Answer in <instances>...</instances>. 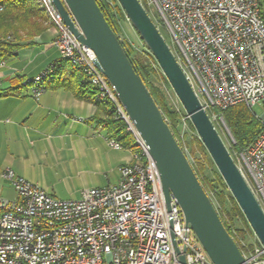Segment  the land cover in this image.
I'll use <instances>...</instances> for the list:
<instances>
[{
  "label": "built area",
  "instance_id": "built-area-1",
  "mask_svg": "<svg viewBox=\"0 0 264 264\" xmlns=\"http://www.w3.org/2000/svg\"><path fill=\"white\" fill-rule=\"evenodd\" d=\"M139 1L162 18L171 37L167 44L213 124L224 123L222 113L241 104L263 123L249 147L230 153L264 211V118L253 111L257 104L264 108V0ZM37 4L55 29L53 45L60 59L84 75L94 103L126 124L139 150L128 149L133 162L120 167L117 183L89 189L80 200L57 199L6 169L2 177L13 185L17 199L0 198V264H182V255L185 264H214L174 198L168 210L156 162L115 87L97 67L95 53L73 34L53 0ZM139 52L153 57L144 42ZM154 67L162 71L157 61ZM54 68L50 63L24 80L25 87L33 85L29 91L35 100ZM183 118L190 121L187 114ZM108 144L126 149L113 138ZM243 255L248 264H264L260 242Z\"/></svg>",
  "mask_w": 264,
  "mask_h": 264
},
{
  "label": "water",
  "instance_id": "water-1",
  "mask_svg": "<svg viewBox=\"0 0 264 264\" xmlns=\"http://www.w3.org/2000/svg\"><path fill=\"white\" fill-rule=\"evenodd\" d=\"M53 1L77 39L95 53L97 67L115 87L120 102L147 145L161 176L168 210L174 198L185 222L191 226L214 264H248L98 0ZM117 1L157 61L199 139L264 247V211L170 47L139 0ZM172 241L179 251L173 235ZM180 259L185 264L183 255Z\"/></svg>",
  "mask_w": 264,
  "mask_h": 264
},
{
  "label": "crops",
  "instance_id": "crops-1",
  "mask_svg": "<svg viewBox=\"0 0 264 264\" xmlns=\"http://www.w3.org/2000/svg\"><path fill=\"white\" fill-rule=\"evenodd\" d=\"M54 35L49 24L34 45L0 64V198L6 200L17 199L2 177L6 169L54 196L58 179L64 178V185L78 178L90 189L105 187L117 183L120 167L133 162L131 151L109 146V134L96 119L102 108L92 95L47 88L35 100L28 88L17 89L59 59Z\"/></svg>",
  "mask_w": 264,
  "mask_h": 264
},
{
  "label": "trees",
  "instance_id": "trees-1",
  "mask_svg": "<svg viewBox=\"0 0 264 264\" xmlns=\"http://www.w3.org/2000/svg\"><path fill=\"white\" fill-rule=\"evenodd\" d=\"M114 1H116L114 6L109 4V0H98V3L110 26L116 33H119V21L124 19L125 16L117 0ZM0 7H2V10H0V64H2L16 56L22 49L34 45L35 38L44 33L49 24L46 15L38 6L37 0H0ZM122 44L127 49L133 66L140 73L151 91L176 139L179 140L180 135L176 134L174 128L179 122V113L172 111L168 107L162 91L149 82V79L154 76H161L164 82L168 83L167 79L160 70L154 67L156 61L152 56L138 52L134 53L133 49L123 41ZM51 63H54L57 68L48 73V79L44 82V90L47 88H66L72 90L78 96L81 94H93V91L86 87L87 83L84 75L70 63L60 58ZM68 75L70 76L68 77ZM23 82L24 80L20 82V86L17 89L25 87ZM98 106L102 108V115H97L96 119L107 130L109 138L116 139L126 149L138 151V145L133 135L126 130V124L122 120H117L113 112L107 107ZM222 115L235 141L233 142L232 151H241L249 147L263 129L261 120L257 119L244 104L231 107L224 111ZM188 123L195 130L191 121L188 120ZM180 145L182 148L184 147L181 143ZM196 154L201 157L197 159V164H192V166L210 198L211 196L213 197L211 199H214L212 201L224 225L242 252H245L248 248L253 249V245L242 246L240 241L244 239L245 231L235 228V221L239 220L243 224H249L218 169H216L217 167L215 168V164L205 146L199 137L194 135L191 139V155L195 156Z\"/></svg>",
  "mask_w": 264,
  "mask_h": 264
},
{
  "label": "rangeland",
  "instance_id": "rangeland-1",
  "mask_svg": "<svg viewBox=\"0 0 264 264\" xmlns=\"http://www.w3.org/2000/svg\"><path fill=\"white\" fill-rule=\"evenodd\" d=\"M148 14L152 18V20L156 23L158 28L160 29V32L165 39V41L168 44H171V37L169 33L167 32L164 22L162 18L159 16L157 11L154 7H148L147 8ZM119 36L121 40L129 47H131L135 52L140 53L139 51H143V42L137 33V31L134 29L132 24L126 19H121L119 21ZM60 58V57H59ZM162 73V71H161ZM164 76V74L162 73ZM149 82L152 83L154 86L158 87L163 95L165 96L166 103L168 107L175 112L179 113L180 119L178 124L176 125L175 132L179 136L178 142H180L184 147V150L190 160V162L194 165L197 164V159H199L201 156L199 154H196L195 156L191 155V139L194 137V135H197L196 130L192 129V127L189 125L188 121L184 120V115L186 114L181 102L179 101L177 95L175 94L174 90L170 86L169 83L164 82V80L161 78V76H154L149 79ZM27 88V87H26ZM33 88V85L28 87V90ZM103 106V105H102ZM104 107V106H103ZM253 111L256 112L258 117H263L264 115V108L261 104H257L253 107ZM102 115V109H100V112L98 115ZM214 126L216 127L217 131L219 132L224 144L226 145L227 149L232 152L233 147V138L230 133V130L225 123H221L220 121H214ZM179 133V134H178ZM198 136V135H197ZM216 168V166H215ZM217 169V168H216ZM56 192L57 195H54L55 198L60 200H80L82 198V195L85 191L89 190L90 187L88 186L89 182L86 179H78L75 178L73 180H70L68 183L64 185V178L58 179L56 182ZM94 188V187H93ZM69 192V193H68ZM66 194V196H64ZM68 194H71L72 196H67ZM211 198H213L211 196ZM214 200V199H212ZM235 228L243 229L245 231L244 239L242 241L246 245H256L258 239L255 235V233L252 231L250 225L243 224L241 221L236 220L235 221ZM251 250V248L245 250L246 254Z\"/></svg>",
  "mask_w": 264,
  "mask_h": 264
}]
</instances>
